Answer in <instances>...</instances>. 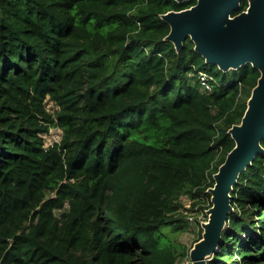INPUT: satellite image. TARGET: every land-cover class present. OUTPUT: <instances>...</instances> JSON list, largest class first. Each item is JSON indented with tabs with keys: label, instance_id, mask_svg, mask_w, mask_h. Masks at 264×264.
<instances>
[{
	"label": "trees",
	"instance_id": "1",
	"mask_svg": "<svg viewBox=\"0 0 264 264\" xmlns=\"http://www.w3.org/2000/svg\"><path fill=\"white\" fill-rule=\"evenodd\" d=\"M195 2L0 0V264L189 258L171 235L188 230L183 199L211 207L260 76L165 41L161 15ZM51 126L62 135L48 145ZM251 164L207 264H264V153Z\"/></svg>",
	"mask_w": 264,
	"mask_h": 264
},
{
	"label": "water",
	"instance_id": "2",
	"mask_svg": "<svg viewBox=\"0 0 264 264\" xmlns=\"http://www.w3.org/2000/svg\"><path fill=\"white\" fill-rule=\"evenodd\" d=\"M242 1L196 0L189 8L171 9L161 15L171 27L165 41L175 44L177 50L189 37L207 64H217L223 71L253 64L260 70L241 121L228 131L235 146L208 189L212 205L207 210L208 219L201 224L202 237L190 250L189 264H207L219 248L228 217L234 211L231 198L235 183L256 154L264 153V0H247V9L233 14Z\"/></svg>",
	"mask_w": 264,
	"mask_h": 264
},
{
	"label": "rangeland",
	"instance_id": "3",
	"mask_svg": "<svg viewBox=\"0 0 264 264\" xmlns=\"http://www.w3.org/2000/svg\"><path fill=\"white\" fill-rule=\"evenodd\" d=\"M48 108L49 111L55 112L58 107L57 105L50 101L48 102ZM62 135V128L58 126H51V130L49 133L45 134V140L46 144L50 145L54 141L60 140ZM184 202V216L188 219V230L185 231H179L175 234H172L173 239L178 240L184 244H186L188 247L192 246L193 243L196 241V239L200 236L201 224L203 221H206L208 219L207 214V208L204 209L200 205L192 206L191 201L188 200L187 197L183 199ZM187 209V210H186ZM193 209V210H192ZM190 259L187 258L185 260H182L178 264H189Z\"/></svg>",
	"mask_w": 264,
	"mask_h": 264
},
{
	"label": "built area",
	"instance_id": "4",
	"mask_svg": "<svg viewBox=\"0 0 264 264\" xmlns=\"http://www.w3.org/2000/svg\"><path fill=\"white\" fill-rule=\"evenodd\" d=\"M197 77L199 79L200 88L203 91L210 92L212 90L213 84H211L212 78L206 73V72H199L197 74Z\"/></svg>",
	"mask_w": 264,
	"mask_h": 264
}]
</instances>
